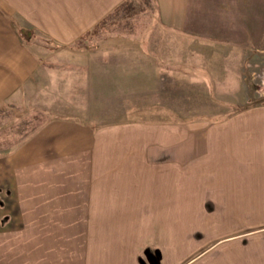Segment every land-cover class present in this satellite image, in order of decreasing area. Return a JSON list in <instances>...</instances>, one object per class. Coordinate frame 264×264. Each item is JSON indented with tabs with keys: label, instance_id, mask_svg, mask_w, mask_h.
<instances>
[{
	"label": "crops",
	"instance_id": "1",
	"mask_svg": "<svg viewBox=\"0 0 264 264\" xmlns=\"http://www.w3.org/2000/svg\"><path fill=\"white\" fill-rule=\"evenodd\" d=\"M160 1L162 14L169 12V3ZM122 2L44 0L48 8L19 15L52 42L68 46ZM162 17L164 28L155 26L146 37L168 47L177 22L173 13ZM34 30L11 20L1 29L0 22V107L22 104V109L53 112L17 134L8 151L0 153V238L9 236L5 232L21 233L22 226L33 222L39 227L40 245L0 248V264H264V111L254 112L240 132L248 154H222L233 158L229 165L221 161L226 168L218 163L221 154L214 155L218 174L226 177L223 182L234 186L225 193H248L217 199L213 205L218 209L210 216L200 208L194 214L193 206L205 203L177 186L169 154L168 161L144 166L142 146L137 153L130 151L134 137L144 142L143 125L100 126L80 116L87 109L78 99L74 106L64 98L81 95L80 101L93 104L94 110L96 94L102 93L99 86L105 88L104 95L113 94L108 82L96 79L135 78L143 86V73L151 71L145 61L158 66L169 53L162 56L154 47L151 58H103L95 51L76 50L51 59L26 46ZM132 61L137 71L128 73L125 63ZM48 73L56 84L47 92L39 80ZM155 127L147 139L169 140V128ZM113 143L118 151L113 152ZM112 154H118L114 161ZM205 164L201 170L214 168Z\"/></svg>",
	"mask_w": 264,
	"mask_h": 264
},
{
	"label": "rangeland",
	"instance_id": "2",
	"mask_svg": "<svg viewBox=\"0 0 264 264\" xmlns=\"http://www.w3.org/2000/svg\"><path fill=\"white\" fill-rule=\"evenodd\" d=\"M165 1L171 9L162 14L160 0H123L79 41L60 46L21 17L24 10L31 13L34 8H48L44 0H0L1 29H6L10 20L11 24L22 28L27 26L31 29L32 26L36 33L26 46L43 55L48 54L51 59L52 56L58 59L62 55L76 54V50L79 54L95 51L103 58H137L140 54L151 58L154 47L162 56H165L162 53H169L171 57L166 56L167 60H162L158 66L145 61L151 71L143 73V86L135 78L96 79L95 83L108 82L113 94L104 95L105 88L99 86L102 93L96 94L94 110H91L93 104L86 105L80 101L81 95H65L64 98L67 97L69 104L74 106L78 99L79 105L87 109L80 116H88L100 126L143 125L144 142H136L138 138L134 137L130 151L137 153L142 146L144 166H156L158 160L159 163L164 159L168 161L169 154L170 166L176 168L177 186L186 193H192L193 199L205 203L202 207L193 206V213L200 208L210 216L218 209L213 205L217 199L223 196L239 198L234 195L247 192L225 193L234 186L231 182H223L226 177L218 174L221 172L219 167L215 168L217 156L214 155L221 154L217 157L219 165L225 161L229 165L228 161L233 158H223L222 154H248L247 139H243L240 132L246 130L244 124L254 112L264 111V0ZM168 13L176 17L177 30L170 31L175 34L174 40L168 47L147 41L146 32L155 26L164 28L166 22L162 16ZM65 49L70 51L65 53ZM125 66L128 73L137 71L134 61L126 62ZM156 73L160 74L158 78H149L157 76ZM52 79L48 73L39 80L47 92L56 84ZM58 85H62L61 81ZM49 102L55 103L53 98ZM22 108V104L12 107L6 103L0 107L1 154L14 144L17 134H24L32 123L53 114L46 110ZM155 125L169 128V140L166 137L159 141L157 138L147 139L149 135L146 133L156 128ZM114 144L113 152L120 149ZM117 156L112 154L113 161ZM205 163L215 164L210 165L214 168L201 170ZM19 226H14V229L19 230ZM26 226H22L21 233L5 232L9 236L0 238V248L40 245L38 224L32 222Z\"/></svg>",
	"mask_w": 264,
	"mask_h": 264
}]
</instances>
